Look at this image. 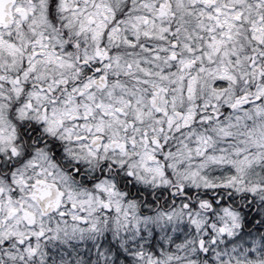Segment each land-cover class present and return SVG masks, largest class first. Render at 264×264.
<instances>
[{
    "label": "snow or ice",
    "instance_id": "6c2138e0",
    "mask_svg": "<svg viewBox=\"0 0 264 264\" xmlns=\"http://www.w3.org/2000/svg\"><path fill=\"white\" fill-rule=\"evenodd\" d=\"M0 264H264V0H0Z\"/></svg>",
    "mask_w": 264,
    "mask_h": 264
}]
</instances>
